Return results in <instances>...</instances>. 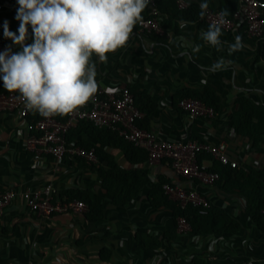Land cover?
Listing matches in <instances>:
<instances>
[{"label": "crops", "instance_id": "1", "mask_svg": "<svg viewBox=\"0 0 264 264\" xmlns=\"http://www.w3.org/2000/svg\"><path fill=\"white\" fill-rule=\"evenodd\" d=\"M0 1L4 4L0 12V42L18 52L20 47L3 35L5 22L18 35L17 0ZM184 2L200 5L202 0ZM206 2L213 9L226 5L225 0ZM181 24L178 33L168 31L164 37L140 32L136 26L126 45L108 53L105 61L93 54L97 89L126 85L134 94L150 96L157 108L149 119V131L160 139L224 143L227 155L243 170L264 168V154L254 151L251 140L236 135L230 128L231 118L240 109V97H248L264 109V61L257 58L256 45L242 40L244 47L229 55V45L234 41L218 49L201 38L204 30L196 23L186 22L184 27ZM31 43L29 25L25 44ZM195 45H200L199 52H193ZM222 57L228 62L226 68L213 71L211 66ZM206 87L221 96L220 110L213 117L190 120L180 103L174 102L184 90ZM38 118L39 113L33 109L29 120ZM27 136L26 123L15 114H0V193L15 192L0 222V264H264V229L247 213L243 196L227 193L218 185L206 186L180 177L165 162L155 166L147 161L130 163L122 149L100 145L87 135L75 139L73 144L94 143L124 169L147 170L152 182L162 179L197 191L210 207L228 214L239 225L233 233H178L172 210L152 207L148 186L141 187L127 205H115L100 176V170H110L107 161L98 158L96 164H89L76 159L63 162L56 170L51 158L35 160L26 151ZM202 163L210 171L213 162L206 159ZM48 185L56 198H67L68 190L98 195L103 203L102 218L89 221L87 210L48 217L34 213L24 194ZM139 235L155 239L159 246L155 250L145 248Z\"/></svg>", "mask_w": 264, "mask_h": 264}, {"label": "built area", "instance_id": "2", "mask_svg": "<svg viewBox=\"0 0 264 264\" xmlns=\"http://www.w3.org/2000/svg\"><path fill=\"white\" fill-rule=\"evenodd\" d=\"M180 8L188 5L184 0H177ZM16 6L19 7L17 1ZM4 4L0 1V12ZM222 13L218 9L208 7L204 16L209 25ZM146 19L138 24L140 32L153 33L158 36H166L161 22L163 15L160 13L157 0H150L147 6ZM227 23L222 27L225 32L233 35L239 34L243 29L247 37L255 39L258 43L264 36V2L260 0H238L237 9L231 18L225 16ZM12 48L0 42V52ZM0 81V114L13 113L17 118L26 123L28 136L26 139V151L35 160L49 157L56 162V170L65 161L76 159L85 160L89 164H96L98 158L94 149H85L75 144H68L66 135L80 122H91L99 128H109L125 141L134 146L144 149L148 153V164L155 166L165 162L173 172L183 178L193 179L202 185L214 186L219 180V175L209 171L203 163L198 162L200 154H207L213 160L223 165H228L234 170H243L240 163L232 160L227 155V146L224 143L209 144L200 139H192L187 142L170 141L160 139L152 132L138 126V121L143 119V113L136 107L133 94L126 85L105 90L98 88L92 98L83 106L78 107L73 113L52 117H42L30 121L32 110L26 108L25 103L19 98V93L1 89ZM180 107L190 120L199 117H213L214 111L196 99H186L180 103ZM163 190L170 200L179 203L181 208L188 204L197 207L209 208L208 203L202 199L197 191L186 190L180 186L166 183ZM29 208L40 216H53L60 214H73L85 212L87 206L84 202L76 199L56 198L51 185L40 190L27 191L24 194ZM15 198L13 190L0 193V222L4 210ZM204 213L205 211H201ZM264 214V210H263ZM176 230L178 233H188L191 227L184 217L177 219Z\"/></svg>", "mask_w": 264, "mask_h": 264}, {"label": "clouds", "instance_id": "3", "mask_svg": "<svg viewBox=\"0 0 264 264\" xmlns=\"http://www.w3.org/2000/svg\"><path fill=\"white\" fill-rule=\"evenodd\" d=\"M150 0H17L18 35L8 23L3 35L20 47L0 52V81L29 110L42 117L68 115L85 105L97 91L93 54L101 61L107 54L126 45ZM206 0L200 4V17L206 14ZM226 13L209 24L201 38L218 49ZM31 25L32 43L25 44ZM185 24H181L184 27ZM244 47L236 36L229 55ZM200 45L193 47L199 52ZM228 62L222 57L211 66L222 71Z\"/></svg>", "mask_w": 264, "mask_h": 264}, {"label": "trees", "instance_id": "4", "mask_svg": "<svg viewBox=\"0 0 264 264\" xmlns=\"http://www.w3.org/2000/svg\"><path fill=\"white\" fill-rule=\"evenodd\" d=\"M225 1L226 5L218 10L226 13V17L231 18L237 9L238 0ZM260 1L264 2V0ZM157 6L163 15L161 25L167 31L178 33L179 24L186 22L196 23L198 28L204 31L208 29L209 25L205 22L204 17H200V5L196 2L189 4L185 8H180L177 0H157ZM144 13L143 19H146L148 17L147 9L144 10ZM239 35L243 41H249L256 45V56L264 61V36L256 43L255 39L247 37L243 29L239 32ZM220 39L222 44L235 40L232 33L223 30ZM1 89H4L3 86H1ZM132 94L136 107L145 114L144 118L138 121V126L149 131V119L154 114L157 103L150 96L137 95L133 92ZM185 99L199 100L205 106L211 108L214 113L220 110L222 100L219 94L208 87L203 90H184L179 93L174 103L179 104ZM239 104L240 109L231 118L230 128L236 135L251 140L254 151L264 154V109L259 107L252 99L244 96L239 98ZM40 116L39 114V118ZM58 118L64 119L63 116ZM81 135L89 136L100 145L122 149L130 163L139 164L148 160V153L144 149L125 141L118 133L113 132L109 128H99L91 122H80L67 133V143L73 144L75 139ZM74 144L87 150L94 149L97 158L108 162L110 170H100V176L103 187L112 196V202L115 205H127L139 194L141 187L148 186L150 188L149 200L152 207L155 209L169 208L176 219L184 217L191 227L190 232L194 235L233 233L238 230L239 225L233 218L215 208H202L192 204L181 208L179 203L170 200L163 190V185L167 182L162 179L158 182L150 181L147 170L135 171L122 168L108 153H105L102 148L94 143L79 141ZM206 159L213 162L210 171L219 175L216 185L227 193L243 196L247 203V213L256 224L264 229V168L260 170L236 171L228 165H223L213 160L207 154L203 153L198 156L199 163ZM65 195L68 199H76L86 204V218L89 221L94 222L102 218L103 203L102 198L98 195L72 190L66 191ZM201 211L205 212L202 213ZM138 239L147 249L155 250L159 246V242L146 235H139Z\"/></svg>", "mask_w": 264, "mask_h": 264}]
</instances>
